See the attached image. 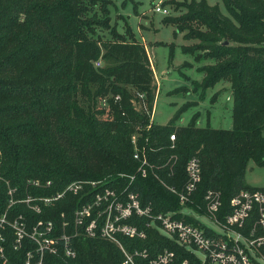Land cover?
Masks as SVG:
<instances>
[{"label": "trees", "instance_id": "16d2710c", "mask_svg": "<svg viewBox=\"0 0 264 264\" xmlns=\"http://www.w3.org/2000/svg\"><path fill=\"white\" fill-rule=\"evenodd\" d=\"M222 1L229 14L207 0L171 1L175 10L186 11L165 22L175 26L176 34L199 41L182 45L184 53L197 62L213 60L198 67L202 81H193L201 98L218 82H230V129L199 126V112L187 125L177 126L176 120L198 101L183 104L166 125L153 121L155 72L127 19L124 32L113 22L114 0H0V219H6L0 227V264H26L28 252L36 251L28 236L16 247L13 223L20 216L27 229L52 220L57 235L70 234L76 209L105 188L135 191L157 212L181 209L169 186L185 185L192 157L201 163L196 193L201 206L210 189L221 192L226 209L242 190L264 191L245 180L250 161L264 166V0ZM188 90L181 86L170 93ZM140 94L142 108L136 106ZM133 136L148 159L146 176L134 157ZM35 178L53 185L28 186ZM73 181L98 183L67 193L41 212L24 201L28 195L61 191ZM10 188L16 189L13 203ZM128 222L147 233L145 238L119 235L128 250L147 249L154 258L169 249L177 261L189 256L176 241L149 227L147 218L133 215ZM61 244L57 254L45 253L42 264H123L125 259L117 243L84 231L73 239L76 258L66 257Z\"/></svg>", "mask_w": 264, "mask_h": 264}, {"label": "built area", "instance_id": "2783aa9c", "mask_svg": "<svg viewBox=\"0 0 264 264\" xmlns=\"http://www.w3.org/2000/svg\"><path fill=\"white\" fill-rule=\"evenodd\" d=\"M157 12L166 15L170 10L157 5ZM97 61L96 65L101 66ZM144 98L143 94H140ZM106 105V99L102 101ZM175 140L176 135L172 134ZM135 144L134 157L141 162L140 172L143 176L148 174V159L144 151L137 146V137L133 136ZM188 179L185 185L178 189L169 186V189L179 197L181 209L167 212H157L151 204H143L139 194L132 190L119 192L116 189L105 188L94 194L92 199L82 204L75 211L74 230L68 234L63 231L55 233V224L52 220L37 223L27 229L20 216L13 223L16 233V247H20L26 236L30 237L37 245L36 251H29L26 264H42L46 252L57 254L63 242V252L68 258L77 257L73 239L80 232L88 237H97L117 243L124 253L123 264H264V191L242 190L230 201V209L224 208L221 192L210 189L202 199L204 205L197 203L196 193L202 180V170L199 158L192 157L186 166ZM134 179V177H132ZM96 185L93 181H73L63 190L49 195H28L24 200L36 212H41L43 206H50L65 197L67 193H80L86 184ZM28 186L39 189H50L52 180L40 178L29 179ZM15 188L9 189L11 203L14 202ZM198 209H203L199 211ZM138 215L148 219L149 227H156L159 231L184 247L188 257L177 261V254L173 250L165 249L156 257L149 258L147 249L125 248L119 235L128 237L145 238L146 231L139 230L128 220ZM192 218L198 225L188 221ZM202 218L209 222H204ZM6 222L5 217L0 219V227ZM68 227L69 223L65 222ZM4 240L0 232V242ZM62 245V244H61ZM0 255L4 256V247L0 245ZM38 256V260H37ZM142 261H138V260Z\"/></svg>", "mask_w": 264, "mask_h": 264}, {"label": "rangeland", "instance_id": "374dc122", "mask_svg": "<svg viewBox=\"0 0 264 264\" xmlns=\"http://www.w3.org/2000/svg\"><path fill=\"white\" fill-rule=\"evenodd\" d=\"M112 8L113 22L117 23L121 32L126 29L127 21L133 27L136 38L147 48L151 66L154 69L156 81V100L152 119L156 124L166 125L174 117L177 110L186 102L197 103L183 112L176 120L177 126L187 125L195 113H200L198 124L201 127L208 125L214 128L230 129L233 127L232 106L233 97L231 84L228 81H220L214 87H210L200 97L201 91L196 92L193 81H202L204 73L198 70L199 66L213 63L211 59L197 62L194 56L181 50L182 45L191 46L198 40H187L183 33H175L173 24L166 23L169 16H179L185 8L175 10V4L169 2H185L187 0H114ZM211 5H219L225 14H229L222 0H207ZM161 5L170 10L166 15L157 12L155 7ZM127 21H126V19ZM174 47V56L171 59V46ZM186 61L192 63L186 67L182 64ZM187 76L189 78H187ZM186 86L188 91L170 93L175 88ZM217 95V96H216ZM138 108L145 106L144 98L136 102ZM245 180L255 187H264V166L250 161ZM74 194V193H73ZM204 222H209L202 218Z\"/></svg>", "mask_w": 264, "mask_h": 264}]
</instances>
